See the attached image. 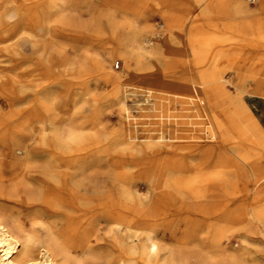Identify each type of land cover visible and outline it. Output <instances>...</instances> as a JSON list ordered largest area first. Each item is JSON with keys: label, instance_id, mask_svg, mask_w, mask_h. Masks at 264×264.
Returning a JSON list of instances; mask_svg holds the SVG:
<instances>
[{"label": "rangeland", "instance_id": "rangeland-1", "mask_svg": "<svg viewBox=\"0 0 264 264\" xmlns=\"http://www.w3.org/2000/svg\"><path fill=\"white\" fill-rule=\"evenodd\" d=\"M245 2L250 12L258 13L259 1ZM136 5L135 0H0V124L7 133L4 146L0 145V161L5 170L10 169V137L17 135L27 147L18 155L23 207L57 184L56 173L75 174L77 180H90L99 194L111 189L117 200L151 212L150 224L165 244L192 237L190 246L198 253L203 250L201 241L209 221L191 201L186 202V209H177L142 170L124 168L129 175L125 185L111 183L107 175L106 161L154 157L153 148L170 142L169 132L176 128L170 124L174 111L165 110V102L149 92L136 74L146 66L164 68V63L171 62L165 54L168 45L187 50L191 21L169 28L151 8ZM193 11L195 18L199 11ZM227 24L212 31L215 39L209 65L229 82L233 95L241 94L242 115L251 116L264 132V96L248 93L255 87L253 79L264 80V42L240 43L236 23ZM130 32L142 34L148 40L146 51L151 52L147 60L140 52L135 72L124 60L129 56ZM217 51L222 57L216 60ZM199 69L181 67L173 79L197 77ZM108 75L121 82L110 84ZM259 88L264 95V83ZM61 159L65 162L58 166ZM233 181L234 192L246 189V178ZM251 201L249 194L244 203ZM23 207L18 217L29 231L34 212ZM60 209L53 205L51 211ZM246 236L250 259L263 264L264 232L252 228Z\"/></svg>", "mask_w": 264, "mask_h": 264}, {"label": "bare ground", "instance_id": "bare-ground-1", "mask_svg": "<svg viewBox=\"0 0 264 264\" xmlns=\"http://www.w3.org/2000/svg\"><path fill=\"white\" fill-rule=\"evenodd\" d=\"M135 1L138 8H151L169 28L191 21V38L184 51L166 46L171 62L164 63V68L146 66L136 74L149 92L165 102V110L174 111L176 120L170 124L176 128L168 131L170 142L154 147V157L106 161L107 175L111 183L125 185L129 175L124 168L142 170L177 209H186V202L191 201L209 221L201 241L203 250L193 252L192 237L165 244L156 226L150 224L151 212L117 200L111 189L99 194L90 180H77L75 174L56 173L57 184L39 198L27 200L23 207L18 155L27 147L17 135H11L10 169L5 170L0 161V264H258L249 257L245 236L252 228L264 232V132L251 116L242 115L241 94L228 90L229 82L209 60L213 32L228 21L236 23L240 43L251 44L250 39L264 42V0H255L259 1L258 13L250 12L245 0ZM194 9L199 11L195 18ZM193 31L197 32L193 35ZM129 36V56L124 60L135 72L142 59L140 52H144V60L151 52L146 51L148 40L142 34L130 32ZM218 55L217 51L216 60L222 57ZM181 67L201 69L197 77L173 79ZM253 80L255 87L248 93L264 96L259 88L264 80ZM108 81L114 84L121 79L108 75ZM6 134L0 124L1 146ZM64 162L61 159L58 166ZM243 178L247 179L246 189L234 192L233 180ZM249 194L252 201L246 204ZM53 205L61 209L51 211ZM22 207L34 212L29 231L18 217ZM50 218L53 221L44 224ZM110 233L113 235L107 236ZM232 241L238 245H224Z\"/></svg>", "mask_w": 264, "mask_h": 264}, {"label": "built area", "instance_id": "built-area-1", "mask_svg": "<svg viewBox=\"0 0 264 264\" xmlns=\"http://www.w3.org/2000/svg\"><path fill=\"white\" fill-rule=\"evenodd\" d=\"M251 3H255V0H250Z\"/></svg>", "mask_w": 264, "mask_h": 264}]
</instances>
